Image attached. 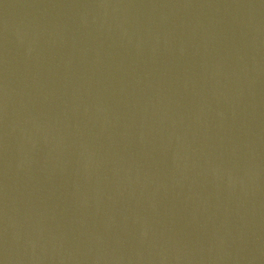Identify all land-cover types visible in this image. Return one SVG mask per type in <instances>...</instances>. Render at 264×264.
I'll return each instance as SVG.
<instances>
[{"label":"water","instance_id":"water-1","mask_svg":"<svg viewBox=\"0 0 264 264\" xmlns=\"http://www.w3.org/2000/svg\"><path fill=\"white\" fill-rule=\"evenodd\" d=\"M264 31V0H0V209L162 83Z\"/></svg>","mask_w":264,"mask_h":264}]
</instances>
